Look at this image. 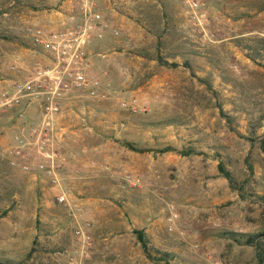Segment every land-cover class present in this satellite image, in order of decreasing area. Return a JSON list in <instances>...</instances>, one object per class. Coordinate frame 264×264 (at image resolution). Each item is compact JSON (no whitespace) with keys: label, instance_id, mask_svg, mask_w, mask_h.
Masks as SVG:
<instances>
[{"label":"rangeland","instance_id":"1","mask_svg":"<svg viewBox=\"0 0 264 264\" xmlns=\"http://www.w3.org/2000/svg\"><path fill=\"white\" fill-rule=\"evenodd\" d=\"M79 1L0 0V88L40 56L25 29L56 23ZM205 1L200 26L183 0H94L118 31L96 42L90 68L109 83L110 98L74 109L69 118L79 123H63L54 146L59 185L37 168L33 106L3 113L0 264H127L125 251H142L132 230L150 222L134 212L146 202L157 218L151 246L169 255L152 249L155 261L128 264H257L252 245L224 232H264V0ZM116 139L194 153L136 152ZM219 161L238 182L250 177L242 198Z\"/></svg>","mask_w":264,"mask_h":264},{"label":"built area","instance_id":"2","mask_svg":"<svg viewBox=\"0 0 264 264\" xmlns=\"http://www.w3.org/2000/svg\"><path fill=\"white\" fill-rule=\"evenodd\" d=\"M183 2L188 7L190 20L202 26L206 1ZM62 15L54 26L35 25L25 29V36L40 56L31 68L25 69L23 78L0 88V113L14 107L39 108L38 121L29 131L42 157L37 168L51 177L53 185H59L55 174L58 154L54 146L55 139L67 133L62 120L65 110L88 108L92 102L110 98L109 83L91 74L90 68L96 42L118 33L95 7L94 0H81L74 12ZM120 105L126 107V102L121 101ZM28 168L23 165V169ZM64 199V195L58 196L59 201Z\"/></svg>","mask_w":264,"mask_h":264},{"label":"trees","instance_id":"3","mask_svg":"<svg viewBox=\"0 0 264 264\" xmlns=\"http://www.w3.org/2000/svg\"><path fill=\"white\" fill-rule=\"evenodd\" d=\"M161 64H167L169 66H176V62H167L162 60L161 58L158 59ZM227 118L226 114H223ZM121 145L129 148L130 150L136 151V152H147V151H155L156 153H164V152H170L174 151L177 152L181 155H189L191 153H194V150L192 148L190 149H176L172 146H164L160 147L157 149H151V148H146V147H137L134 143L127 141V140H118L116 139ZM258 147L259 149L264 153V136L260 137L257 140ZM246 164H247V169L249 172V175L253 173V166L251 162L246 159ZM218 171L219 174L223 177H225L228 181L229 187L238 192V195L242 198V190L244 189V185L248 182L249 178L243 179L241 182H238L233 174L225 167L223 161L218 162ZM259 198H263V196L257 195ZM133 234L136 237L137 242L140 244L141 249L143 251V254L147 259L150 261H155L157 258L152 254L151 250L153 249L155 252L159 253L161 257H166L169 255L168 252H162L158 248H155L151 246L150 240L147 237L144 229L142 228H133L132 230ZM224 235L230 238L232 241L241 243L243 242L244 244H249L252 245L255 249V256L257 259V264H264V244H263V237H264V232L262 233H255V234H250V233H238L235 231H226L224 232ZM240 237H245L243 241H241Z\"/></svg>","mask_w":264,"mask_h":264},{"label":"crops","instance_id":"4","mask_svg":"<svg viewBox=\"0 0 264 264\" xmlns=\"http://www.w3.org/2000/svg\"><path fill=\"white\" fill-rule=\"evenodd\" d=\"M115 19L117 20L118 18L117 17H115ZM56 21H58V19L56 20ZM54 25H55V22L53 23ZM52 24V25H53ZM53 25V26H54ZM47 26H51V25H47ZM38 58V57H37ZM27 69V68H26ZM9 81V80H8ZM11 81V80H10ZM9 81V82H10ZM8 84H10V83H8ZM33 110H34V112H33V114L34 113H36L35 114V116L34 117H36L35 119H37V121H38V116H39V108L37 107V106H33ZM14 109H19L20 110V108H18V107H14ZM11 110V109H10ZM7 111H4V112H2V113H0V118L3 116V113H6ZM71 113H72V110L70 109V108H67L66 110H65V114H64V118L66 117L67 119L66 120H64V118H63V123H65L67 126H71V125H75V124H77V123H79L80 122V119L78 118V116L76 117V116H74V118H69V116H71ZM11 118H13V116L11 117ZM0 123H1V121H0ZM70 131V130H69ZM65 138V137H64ZM65 153H67V151L65 150ZM125 167H127L128 168V166H127V164L125 165ZM72 177V176H71ZM69 182H71L70 180H69ZM154 207L153 206H150V205H148V203L146 202V203H144L143 204V206H140V207H137L136 209H134V212L136 213V215L138 216V217H140V218H142V219H144L145 221H150V222H148V223H142L143 225H141V226H139L140 228H142V229H144V231H145V233H146V235H147V237L150 239V242L151 243H154L155 245H157V241H156V237H155V235L154 234H156V231H157V223H156V220H157V218H155L156 217V214H155V210L153 209ZM132 212V211H131ZM156 230V231H155ZM129 235V234H128ZM120 253H124L123 251L122 252H120ZM136 254H137V257H135V256H131L130 255V253H128V251H125V253H124V255L123 256H125V258H126V263L128 264V262H133L134 263V261L135 260H137L138 259V257L140 258V259H142V258H144L145 260H146V258H145V255L142 253V251H138V252H136ZM119 254H118V252H116V251H113V253H112V257L114 258V257H117ZM110 264H115V260H111V263Z\"/></svg>","mask_w":264,"mask_h":264}]
</instances>
